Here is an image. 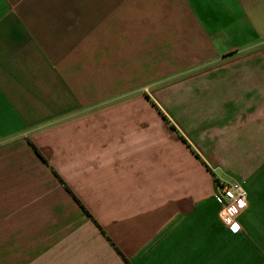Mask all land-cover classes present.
I'll use <instances>...</instances> for the list:
<instances>
[{
    "label": "crops",
    "instance_id": "crops-1",
    "mask_svg": "<svg viewBox=\"0 0 264 264\" xmlns=\"http://www.w3.org/2000/svg\"><path fill=\"white\" fill-rule=\"evenodd\" d=\"M188 73L195 150L156 160L123 130ZM0 145V264H264V0H0Z\"/></svg>",
    "mask_w": 264,
    "mask_h": 264
},
{
    "label": "rangeland",
    "instance_id": "rangeland-1",
    "mask_svg": "<svg viewBox=\"0 0 264 264\" xmlns=\"http://www.w3.org/2000/svg\"><path fill=\"white\" fill-rule=\"evenodd\" d=\"M187 75L188 79H184V77H181L183 79L172 77L170 79L156 81L154 85L155 94L152 98L162 114H164L165 119H167L168 123H170V125H168L170 130L165 126L164 117L162 116V119L157 110L154 112V116L149 113V117H152L154 121L150 127L127 128L123 130L125 131L123 135H128L126 137L129 143L133 142V138L138 137L140 146L147 147V150L154 154L156 160L158 158H166L169 154L170 161L173 163L176 156L182 155L184 152H188L189 157V150L185 149V146L177 139L178 137L184 139V137L187 136L192 142V145L190 144L191 147L194 149L193 135H185V130L188 128L192 130V132L194 130L193 117L195 113L192 111L193 107L190 105L194 103L195 96L193 92L195 90L196 81L193 73H188ZM189 109H191V111H189ZM182 114L184 123L181 126L180 118ZM113 115H115L113 111H98L82 115L78 118L89 117L91 119L108 120L114 118ZM138 115L139 118L142 119L143 112L139 111ZM108 121L107 123H109ZM103 129L106 131L115 130L113 128L108 129L102 127L100 128L99 133L103 132ZM60 131H62L61 134H80L79 127H71L70 129L59 127V132ZM91 133L98 134V131L96 129H92ZM13 150L22 151V148H18L16 146L15 149L13 145H0V157L5 154L12 153ZM21 178L22 171L17 168L16 170H8L7 176L0 175V182H2L3 179H6V182L8 183L13 182L14 184H19Z\"/></svg>",
    "mask_w": 264,
    "mask_h": 264
},
{
    "label": "built area",
    "instance_id": "built-area-1",
    "mask_svg": "<svg viewBox=\"0 0 264 264\" xmlns=\"http://www.w3.org/2000/svg\"><path fill=\"white\" fill-rule=\"evenodd\" d=\"M228 193L232 195L229 196ZM214 198L219 205L217 212L220 222L231 232L239 229L237 219L239 214L247 205V192L243 184L238 181L220 183L214 192ZM235 209V211H231ZM235 224L236 230L233 231L232 225Z\"/></svg>",
    "mask_w": 264,
    "mask_h": 264
},
{
    "label": "snow or ice",
    "instance_id": "snow-or-ice-1",
    "mask_svg": "<svg viewBox=\"0 0 264 264\" xmlns=\"http://www.w3.org/2000/svg\"><path fill=\"white\" fill-rule=\"evenodd\" d=\"M228 195L231 196L232 194H231V193H228ZM231 211H235V209H231ZM236 227H237V226H236L235 224L232 225V229H233V231L236 230Z\"/></svg>",
    "mask_w": 264,
    "mask_h": 264
}]
</instances>
